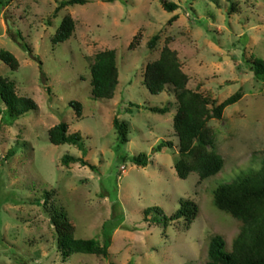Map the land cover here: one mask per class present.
<instances>
[{"label": "rangeland", "instance_id": "rangeland-1", "mask_svg": "<svg viewBox=\"0 0 264 264\" xmlns=\"http://www.w3.org/2000/svg\"><path fill=\"white\" fill-rule=\"evenodd\" d=\"M62 1L0 0V50L20 63L12 70L0 59V75L38 106L16 118L0 97V264H205L213 236L231 247L241 229L239 220L215 206L214 190L259 169L264 158V81L251 69L255 59L264 60V0H87L58 10ZM165 1L179 8L170 12ZM66 15L75 21L74 33L54 44ZM164 46L177 53L187 88L206 96L211 111L242 94L222 119L207 123V148L224 159L211 177L192 172L183 179L177 173L174 89L153 94L145 79L147 64ZM107 49L117 52L119 83L113 98L96 99L91 66ZM72 102L82 104L81 116ZM166 106L164 114L149 109ZM115 117L126 122L127 143L120 142ZM61 122L83 137L86 160L97 171L62 163L67 154L83 153L51 143L49 130ZM163 142L168 146L157 151ZM11 149L16 154L7 158ZM141 154L148 156L147 166L133 162ZM186 200L194 215L166 225L164 216ZM114 202L120 206L108 257L64 258L58 213L68 216L76 238L104 244L103 224L113 217ZM153 207L163 213L146 220L145 210Z\"/></svg>", "mask_w": 264, "mask_h": 264}, {"label": "trees", "instance_id": "trees-1", "mask_svg": "<svg viewBox=\"0 0 264 264\" xmlns=\"http://www.w3.org/2000/svg\"><path fill=\"white\" fill-rule=\"evenodd\" d=\"M87 0H63L58 10L75 4H86ZM166 10L173 12L179 8L174 2H164ZM75 21L71 15H66L53 37L54 44L68 40L74 33ZM21 41L22 33L17 31ZM158 36H154L149 45L155 47ZM23 49L32 54V49L27 43H22ZM0 59L7 63L12 70H17L20 63L17 57L9 50H0ZM42 65V62H40ZM255 76L264 81V60L255 59L251 65ZM91 84L93 96L111 99L114 97L119 83V68L117 52L107 49L97 53L91 66ZM145 79L153 94L164 92L172 86L177 99V112L174 117V130L179 139L180 159L176 164L178 175L185 179L190 173L198 172L202 179L219 173L224 167V159L216 151L207 148L209 141L206 135L207 123L212 117L222 119L224 109L242 98L240 91L228 97L220 105L210 110L209 99L200 92L187 88L189 77L182 70L177 53L168 46H164L160 57L147 64ZM0 97L7 106L11 115L20 118L33 110H37L36 102L26 96H19L16 91V82L0 75ZM77 114H82V104L72 102ZM156 113H167L169 107H149ZM114 126L118 131L122 144L128 142V128L126 122L118 117L114 119ZM51 143L55 145L71 144L82 150L83 155L77 157L67 154L62 158V163L69 166L71 163H80L97 171L98 167L86 160L87 149L83 137L79 133H70L69 125L61 122L49 130ZM167 143L163 142L157 147L162 151ZM16 154L11 149L7 158ZM133 162L140 166H147L149 158L141 154L133 157ZM190 201H182V207L171 216H164L165 224L178 221L182 218L190 220L194 215V208H190ZM215 206L241 222V229L228 247L225 238L221 235L212 237L205 264H264V158L259 169L243 172L233 183L221 184L214 190ZM120 204L112 203L113 217L103 224L104 244L95 238L82 239L74 235V227L65 213L59 212L56 224L59 231V248L64 258H69L74 253L96 254L108 257L111 245V232L116 228L113 221L118 213ZM194 206V205H193ZM153 212L163 213L159 207L145 210V219L148 220Z\"/></svg>", "mask_w": 264, "mask_h": 264}]
</instances>
